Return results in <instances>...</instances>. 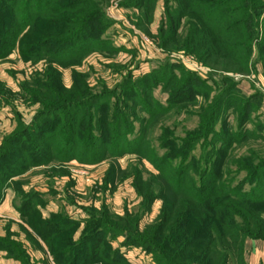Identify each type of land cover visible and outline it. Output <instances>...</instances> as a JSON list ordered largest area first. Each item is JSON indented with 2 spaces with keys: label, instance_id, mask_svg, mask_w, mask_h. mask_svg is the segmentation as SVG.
<instances>
[{
  "label": "rangeland",
  "instance_id": "obj_1",
  "mask_svg": "<svg viewBox=\"0 0 264 264\" xmlns=\"http://www.w3.org/2000/svg\"><path fill=\"white\" fill-rule=\"evenodd\" d=\"M131 1L110 0L103 7L104 16L98 17V24L96 21L100 29L105 26L101 48L61 60L39 58L37 54L25 56L22 42L28 37L26 34L39 35L41 31L13 28L7 12L10 6L4 4L0 8V155L8 154L0 163L12 170L11 166L19 163L18 144L33 135L40 136V130L50 127L58 105L68 121L72 114L67 103L75 105L81 97L96 94L106 99L110 115L116 110L131 113L133 118L128 125L133 133L130 135L136 136L147 129L145 135L150 147L161 155L169 151L161 149L163 141L193 131L196 135L191 137L193 155L199 158L202 151L211 150L215 157L218 152L223 155V177L229 184L260 188L264 185V61L257 52V40L253 42L254 48H245L237 58L233 54L223 57L193 53L182 46L183 36L187 35L186 17L177 29L180 38L164 41L163 36L167 39L171 30L164 23L166 0H156L149 11L130 4ZM262 1L258 39H264ZM170 2L175 5L174 0ZM3 14L6 19H1ZM89 32L65 46L63 53H76L86 45ZM243 64L247 65L246 71L235 70L245 69ZM187 74L189 78L184 82ZM153 75H164V80L157 82ZM173 75L177 77L176 83L187 85L188 94L194 93V87L204 92L171 105L172 95L166 84ZM189 81L191 84H187ZM59 83L70 91L69 96L57 94ZM44 85L49 86V92ZM148 85H152L150 106L158 113L162 111L161 105L169 109L149 123V114L141 111L132 98L146 93ZM219 97L224 99V108L215 122L210 121L207 117L214 114ZM44 100L50 104L48 110L42 104ZM125 102L134 105L135 110L131 112ZM34 126L38 128L32 130ZM208 131L211 132L207 134ZM202 133L206 134L205 138L201 137ZM230 135L236 136L229 140ZM246 135L252 138L244 139ZM226 141L232 146L226 145ZM155 173L154 165L136 154L93 163L53 160L26 168L0 189V258L11 254L7 248L10 242L16 245L14 256L22 255L17 247L25 250V264H35L39 258L43 264H56L53 250L47 244L46 248L43 246L42 239L28 223L46 220L51 225L58 223L45 232L52 239L50 243L56 253L65 249V245L80 241L94 227L97 228L94 234L105 239L102 253L114 256L111 259L100 254L101 258L89 264H156L154 248L144 240L150 239L144 231L156 221L163 202L156 198L145 205L136 187L137 174L148 180ZM137 218L138 227H135L133 222ZM58 241L64 243L61 249ZM73 254V251L68 253ZM245 258L248 264H264V239H247ZM3 263L12 264L8 260Z\"/></svg>",
  "mask_w": 264,
  "mask_h": 264
},
{
  "label": "trees",
  "instance_id": "obj_2",
  "mask_svg": "<svg viewBox=\"0 0 264 264\" xmlns=\"http://www.w3.org/2000/svg\"><path fill=\"white\" fill-rule=\"evenodd\" d=\"M109 1L0 0V8L4 4L10 6L7 12L13 28L41 31L39 35L29 34L28 31L25 33L28 35L24 44L22 42L25 56L37 54L39 58L61 60L101 48V36L105 32L102 29L105 26L100 29L97 20L100 15L104 16L102 9ZM170 1L166 0L164 23L171 30L167 39L163 36L164 41L180 38L177 29L186 17L187 35L183 36L185 43L182 46L191 52L223 57L233 54L237 58L242 56L241 52L245 48H254L253 42L257 40V52L264 61L263 36L258 39L261 35L262 0H174L175 5L170 4ZM130 4L149 11L155 6L156 0H132ZM1 17L6 19L5 14ZM0 23L2 24V20ZM87 31L90 32L86 45L76 53H63L65 46L74 43ZM248 56L250 58L251 54ZM243 66L245 69L238 67L235 70L246 71L247 65ZM151 77L157 82L164 80V75ZM176 78L173 75L170 83L166 84L172 95L171 105L187 101L194 94L204 92L199 88L195 90L194 87L193 95L188 94L187 85L176 83ZM188 78L189 74L183 79L184 82ZM187 84H191V81ZM151 86L145 87L148 90L146 93L132 97L141 111L149 114L148 123L156 118L157 114L169 111L167 106L161 105L162 111L158 113L153 105L150 106ZM44 88L49 92L48 85H44ZM68 93L70 91L62 84H57V94L69 96ZM223 100L218 98L214 114L209 115L208 120L215 122L218 119L224 108ZM63 103L65 101L60 104ZM70 103L66 104L72 114L68 121L64 118L65 111L58 105V113L53 115L50 127L40 130V136L33 135L18 144L19 163L12 165V170L0 163V189L2 184L7 183L13 176L41 163L73 159L93 163L105 158L118 159L127 154H136L149 160L157 171L151 174L148 180H142L141 174H137L136 187L143 196L145 205L156 198L163 202L156 221L144 231L150 237L144 240L154 248L156 264H248L245 258L246 240L264 239V185L246 189L243 183L229 184L223 177V155L217 152L214 157L211 150L202 151L199 158L193 155L195 148L191 137L196 136L193 131L185 133L184 136L172 135V138L163 141L161 149L169 151L161 155L150 147L151 142L145 135L147 129L138 132L136 136L130 135L133 133L128 125L133 118L131 113H118L116 110L113 115L109 114L108 103L103 96L89 94L87 97H81L75 105L69 106ZM127 103L125 102L126 105ZM42 104L45 110L50 108L46 100L42 101ZM244 106L245 104L243 108ZM127 108L131 112L135 110V106L131 104H128ZM33 128L32 130H36L38 127ZM235 136L230 135L228 139H234ZM201 137L205 138L206 134L202 133ZM247 138L252 136L246 135L244 139ZM225 144L232 146L227 141ZM7 155H0V162ZM42 156V161L31 160ZM256 169L259 170L260 167ZM138 219L133 222V226H137ZM124 222L128 223L126 219ZM28 223L53 250L52 256L56 264H89L104 254L102 246L105 239L94 234L97 228L93 227L80 241L71 243V247L65 245V249L62 248L64 243L58 241L57 246L62 249L56 253L51 246L53 243H50L52 239L47 238L45 232L58 223L51 225L46 220H41L39 224ZM106 226L110 228L109 225ZM112 229L113 227L110 230ZM8 245L11 254L15 255V243L9 242ZM17 248L18 252L20 248L22 255L18 253L15 257L25 264V250L22 246ZM70 251L74 254L68 255ZM57 256L61 259H57ZM104 256L112 259L114 255L107 253Z\"/></svg>",
  "mask_w": 264,
  "mask_h": 264
},
{
  "label": "crops",
  "instance_id": "obj_3",
  "mask_svg": "<svg viewBox=\"0 0 264 264\" xmlns=\"http://www.w3.org/2000/svg\"><path fill=\"white\" fill-rule=\"evenodd\" d=\"M42 242L44 243V247L46 248V243L42 240ZM44 250V249H43ZM45 256V254H43V257ZM4 257V258H3ZM3 257H1L0 258V264H5V263H3V260H8V261H11L12 262V264H22L21 262H20V260L18 259V258H16L13 254H5V255H3ZM42 257V258H43ZM9 258V259H8ZM40 259L41 258H39V260L37 261V263H35V264H43V262H41L40 261ZM5 262V261H4Z\"/></svg>",
  "mask_w": 264,
  "mask_h": 264
}]
</instances>
